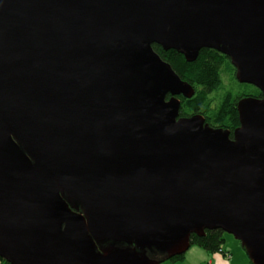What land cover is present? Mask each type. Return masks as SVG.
Returning <instances> with one entry per match:
<instances>
[{
	"label": "water",
	"instance_id": "95a60500",
	"mask_svg": "<svg viewBox=\"0 0 264 264\" xmlns=\"http://www.w3.org/2000/svg\"><path fill=\"white\" fill-rule=\"evenodd\" d=\"M154 44L261 98L232 135L179 118ZM217 229L264 264V0H0V259L161 264Z\"/></svg>",
	"mask_w": 264,
	"mask_h": 264
},
{
	"label": "trees",
	"instance_id": "16d2710c",
	"mask_svg": "<svg viewBox=\"0 0 264 264\" xmlns=\"http://www.w3.org/2000/svg\"><path fill=\"white\" fill-rule=\"evenodd\" d=\"M153 50L159 55V57L169 63L174 72L185 82L190 84L194 90V94L191 98H181L179 115L186 114L187 112L201 113L202 111H208L206 102L209 99V95L221 86L220 70L222 65L227 62L229 65V59L221 53L213 49H202L199 51L198 57L193 62H186L185 59L176 53L174 50L164 51L156 44L153 46ZM227 60V61H226ZM233 67V66H232ZM234 73V68H231ZM233 76V74H232ZM255 95L261 97V93L255 87ZM220 107V106H219ZM212 108L211 110H213ZM211 114L216 117L212 120H208L210 124L219 128L220 124L228 123L231 128V135L233 130L239 126L238 113L236 108V101L232 103H223L219 110L211 111ZM210 114V115H211ZM224 232L221 230H206L203 236L191 235V246H197L207 253H217L223 250L224 244ZM147 250L146 254L152 256L153 259L161 260L164 257L163 253H160L154 249ZM183 256L174 257L164 262L175 263L180 261ZM163 262V263H164ZM250 262V261H249ZM0 264H8L0 259Z\"/></svg>",
	"mask_w": 264,
	"mask_h": 264
},
{
	"label": "rangeland",
	"instance_id": "374dc122",
	"mask_svg": "<svg viewBox=\"0 0 264 264\" xmlns=\"http://www.w3.org/2000/svg\"><path fill=\"white\" fill-rule=\"evenodd\" d=\"M227 61V60H226ZM233 74V76H232ZM220 81H221V86H219L215 91H213L210 95H209V99L207 100L208 102H210L211 104L215 105L214 109L211 111H218L219 108L221 107V105L225 102V103H232L234 101H236V103L240 100H242V97H245V95L247 96H251L254 95L255 89L253 86L251 85H247V84H240L236 81L235 79V72H232L231 66L225 62L224 65H222V68L220 70ZM207 104V102H206ZM220 106V107H219ZM211 113V112H210ZM225 123H222L220 125H223ZM224 244L222 245V247L227 251L224 250L225 253H222L223 250L221 252H217V253H221L224 256H231L229 259L228 258H222L219 257V263L220 264H241L244 260H248L245 251L243 250V248L241 247L240 243L238 241H236L231 235L229 234H224ZM197 246H192L190 247V249H193ZM199 248V247H197ZM201 248L197 249L200 250ZM203 250V249H201ZM204 251V250H203ZM206 252V251H205ZM207 253V252H206ZM150 253L147 254V256L151 259L152 256L149 255ZM186 254H183L182 259L180 261H177L175 263H168V262H162L161 264H183V262L187 259L188 261L185 264H196V261L198 259H200V254L197 252H190L187 256L188 258H186ZM211 254V253H208ZM216 253H213L211 255H214ZM214 256H218V255H214ZM210 258V257H209ZM206 258L202 264H211L210 263V259ZM192 259V260H191Z\"/></svg>",
	"mask_w": 264,
	"mask_h": 264
},
{
	"label": "flooded vegetation",
	"instance_id": "af4514ba",
	"mask_svg": "<svg viewBox=\"0 0 264 264\" xmlns=\"http://www.w3.org/2000/svg\"><path fill=\"white\" fill-rule=\"evenodd\" d=\"M230 66H231V68H233L232 65H230ZM167 97L169 98L170 96L167 95ZM246 97H253V98H257V99L261 98V97L256 96L255 93H254V95H251V96L245 95V97H242L241 99H244ZM168 98H167V100H168ZM178 98L181 101L180 96ZM206 107H207V110H208L206 112L205 111H202L201 113H199V112L198 113L187 112L186 114L184 113L182 115H179V118H188V117H191V116H194V115H199V116H201L203 118L204 124L207 125L208 127L213 128V129H223L224 131L231 132V128H230L228 123L220 125L219 128H217V127L213 126L212 124H210V122H208V120L209 119L212 120V118H214V116L210 112H211V109L215 107V105H213V104H211L210 102L207 101ZM215 120H216V117L214 118V122H215Z\"/></svg>",
	"mask_w": 264,
	"mask_h": 264
},
{
	"label": "crops",
	"instance_id": "0c3cea01",
	"mask_svg": "<svg viewBox=\"0 0 264 264\" xmlns=\"http://www.w3.org/2000/svg\"><path fill=\"white\" fill-rule=\"evenodd\" d=\"M197 249H199V248H197V247H195V248H193V249H189L186 253V258H188V254L190 253V252H197V253H199L200 254V259H198L197 261H196V264H202V262L206 259V258H209L210 259V263L211 264H220L219 262V257H222V258H230L231 256H224L223 254H221V253H216V254H214V255H218V256H214V255H211V254H208V253H206L205 251H203V250H197ZM224 248H223V252L222 253H225L224 252ZM226 251V250H225ZM227 252V251H226ZM192 260V259H191ZM188 260L186 259L184 262H183V264H185L186 262H187ZM228 264V263H227ZM241 264H251L250 262H249V260H244Z\"/></svg>",
	"mask_w": 264,
	"mask_h": 264
},
{
	"label": "bare ground",
	"instance_id": "6f19581e",
	"mask_svg": "<svg viewBox=\"0 0 264 264\" xmlns=\"http://www.w3.org/2000/svg\"><path fill=\"white\" fill-rule=\"evenodd\" d=\"M190 249V248H189Z\"/></svg>",
	"mask_w": 264,
	"mask_h": 264
}]
</instances>
